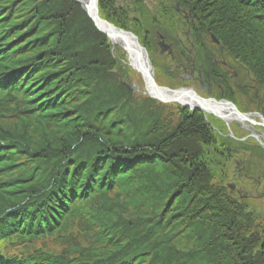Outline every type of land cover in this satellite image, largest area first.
<instances>
[{"label":"trees","instance_id":"1","mask_svg":"<svg viewBox=\"0 0 264 264\" xmlns=\"http://www.w3.org/2000/svg\"><path fill=\"white\" fill-rule=\"evenodd\" d=\"M98 15L145 49L163 34L187 70L221 52L264 83V0H99ZM109 42L71 0H0V264H264V213L225 185L244 143L200 113L159 124L121 104ZM52 238L60 251L29 246Z\"/></svg>","mask_w":264,"mask_h":264},{"label":"flooded vegetation","instance_id":"2","mask_svg":"<svg viewBox=\"0 0 264 264\" xmlns=\"http://www.w3.org/2000/svg\"><path fill=\"white\" fill-rule=\"evenodd\" d=\"M175 11L180 14L184 22L186 21L187 23L189 21L190 11L189 13L186 11ZM186 36V42H188L189 32H187ZM209 41L212 42L210 36ZM216 43H214V45H216ZM191 47L193 46L191 45ZM220 54L222 53L211 55L213 59L212 62L215 66L210 69H206L204 64L196 65L192 62L190 70L193 67V72L190 70L188 71L186 66L184 67L181 62H171L170 65H172V67L169 73L174 76V79L176 77L179 83H176L170 78L168 84L173 88L176 87L172 89V91L190 90L193 91L192 93L195 97L210 102L212 107L210 113L217 110L218 116L214 113L216 115L213 117L215 122H213L212 125L206 123V126L208 125V127L218 132L219 136L224 135V137L235 139L241 143L251 141L250 144L254 142L255 146L264 151V83L254 82L251 75L246 74L245 77H243L244 74H242L240 76L241 85L239 87L236 83L239 74L234 72L233 63H226L218 59ZM196 66L198 68L195 70ZM177 84L182 86L180 88L183 89L178 88L177 86L179 85ZM197 113L201 112L198 111ZM236 113L242 114L248 119L240 123ZM232 149L239 152L235 158L232 157L237 172V180L241 181V183L246 186H252L256 191L253 198H257L259 201L264 202V172L259 174L257 170H255L257 174L254 177L249 176L247 172H244L246 161L244 156L246 151L244 149ZM239 157H241V160ZM258 158V161L264 162V156L259 155ZM261 162L256 163L255 160L252 161L251 159L247 166L254 167V163L258 166H264ZM236 191H238L236 187L231 190V192ZM244 191H246V189Z\"/></svg>","mask_w":264,"mask_h":264},{"label":"rangeland","instance_id":"3","mask_svg":"<svg viewBox=\"0 0 264 264\" xmlns=\"http://www.w3.org/2000/svg\"><path fill=\"white\" fill-rule=\"evenodd\" d=\"M115 1H116L117 4H122V2L128 3V1H131V0H115ZM209 36L210 35L208 34V38H209ZM211 43L213 44V47H215L214 42H211ZM218 44L219 43H216V45H218ZM109 47H110V50H109L108 53L105 54V56L106 57L111 56V59L115 63L116 67H115V69L110 70V74H108V79H109V84L108 85H111L112 89H118V92L120 94H122V92L124 93V95L120 98V100H121L120 103L121 104L122 103H127L129 101L130 110H132V111L134 110V111H137V112H140V113H143L144 109L150 108L149 106H151L152 108H154V110L158 111V113H159V117H158L159 124H161L166 118H168L170 121H172L173 124L177 123V121L181 117V113H182V112H179V110H180L179 108H181L179 105L171 104L170 108H165L164 109V107L159 106V104L153 103L152 102L153 99H150L148 96H146L144 94L141 95V94H139L138 92H135V91L131 92V91H129V89H127V87L123 83H126V84L127 83H133L135 88H137L141 93L145 90L142 80L137 78L136 73L129 67V65H127V57H126L124 51L122 50V48L119 47V46L114 47V46H112L110 44V42H109ZM145 50H146L147 55L149 56V61H150V64L152 66V69H153V77L156 78V82L158 83V86L159 87H163V88L167 87V88H170V89H175L176 87L173 88V87H171L168 84V81H169L170 78L174 79V76H172L169 73L170 68L172 67V65H170L171 64V57H168V56H165V55L161 56L159 54V48H158L157 44H156L155 47L152 46V47H150L148 49H145ZM217 53H220V52H217ZM123 58H126V61L123 60ZM218 59L226 62L225 61L226 58H225V56L223 54H220ZM190 60L191 59H189V61ZM226 63H229V61L226 62ZM188 65H189V67H191L192 64H188ZM189 70H190V68H189ZM193 70H194V68L192 67L191 68V72H193ZM121 71L123 72V74H120ZM234 72L239 74V78L236 81V83L240 87V85H241L240 84V82H241L240 76L242 74H244L243 77H245V75L248 74V73L240 71V69L239 70L234 69ZM176 83H179V81L177 79H176ZM177 87L180 88L182 86L179 85ZM180 89H183V88H180ZM160 108H162V109H160ZM181 109H183V108H181ZM159 110H162V111L159 112ZM183 110L185 112H187V111L190 112L188 108L187 109H183ZM170 112H172V113H170ZM191 114H193V113H191ZM206 118H207V121L211 125L213 124V122H215V120L213 118H211V117L207 116ZM206 118H204V119L206 120ZM142 119L145 120L144 124L148 125V119H150V118H145L144 117ZM166 124H167V122H166ZM143 131H144V128H143ZM222 137H224V135H222ZM242 143H244V147L246 148L245 149L246 153H245V156H244V159L246 160L245 161L244 172L248 173V171H250V174H248V175L252 176V177H254L257 174V172L259 174L264 172V166L263 165L262 166L261 165L258 166L256 164V163L261 162V161L257 160V159H259L258 157H259L260 154L258 155L256 153V150H258V148H257V146H255V143L253 142L252 144H250L251 141L250 142L249 141H247V142L245 141V142H242ZM234 149H236V148H234ZM232 154H233V157L235 158V156L237 154H239V152L236 151V150H232ZM261 155L264 156L263 154H261ZM248 157H249V159H248ZM250 157L253 158L252 161L255 160V162H256V163H254L255 164L254 167H248L247 166L248 162L251 160ZM239 158L241 160V157H239ZM261 163L264 164V162H261ZM226 167H227V170H228V177H227V180L225 182V185L226 186L229 185V184L232 185V186L234 185L238 189V191H236L237 193H240V194H244L245 193L249 197L247 199V201L249 202V204L251 205V207L255 211L260 212V213H264V202L259 201L257 198H253V195L256 194L255 189L252 186H246L245 184H242L241 181L237 180V176H236L237 172H236L235 167H234L233 159L229 163H227ZM255 170H257V172ZM11 179H14L13 175H11ZM245 189H246L247 192L244 191ZM54 239L57 242H59L58 238L44 239V240L43 239H37V240H31L30 243H34V244H31L29 246L36 247V248H38L40 250L43 248V249H51V250L60 251V248H61V244L60 243L61 242H59V246L57 248V246L55 245V240Z\"/></svg>","mask_w":264,"mask_h":264},{"label":"water","instance_id":"4","mask_svg":"<svg viewBox=\"0 0 264 264\" xmlns=\"http://www.w3.org/2000/svg\"><path fill=\"white\" fill-rule=\"evenodd\" d=\"M75 1L81 6L85 14L89 16L90 20L92 21L96 29H98L102 34L107 36V38H109L110 41H112V39H115L119 42L118 46H120L128 56L129 67H132V69L138 75H140L145 90L141 93L137 88H135L133 83H128L126 84V87L127 89H129V91L131 92L135 91L141 95L144 94L149 98L156 99L157 101L164 104L177 103L183 108L186 109L190 108V110L192 111H196L198 109L199 110L212 109L209 101L207 102L203 99L195 97L191 91L190 94H187L186 92L188 90L186 91L179 90L173 92L165 87L164 88L158 87L153 77V69L152 66L150 65L149 58L143 46L139 45L138 38L135 35H133L131 32L129 33L120 28L118 29L111 23L103 20L100 17V15H98L99 0H88V3L85 5L77 0H74V2ZM211 38L213 42L215 43L217 42L213 36H211ZM159 39H160L158 43L160 48L159 54L163 55V53L165 52L171 54V46L164 42L163 36H159ZM181 97L184 98L183 102L181 101ZM236 115L238 116V120H240V122H244L246 121V119H248L246 116L242 114L240 115L236 113Z\"/></svg>","mask_w":264,"mask_h":264},{"label":"bare ground","instance_id":"5","mask_svg":"<svg viewBox=\"0 0 264 264\" xmlns=\"http://www.w3.org/2000/svg\"><path fill=\"white\" fill-rule=\"evenodd\" d=\"M77 1H79L80 3H82V4H84V5L88 3V0H77ZM110 44H111L112 46H114V47H117V45L119 44V42H118L117 40H115V39H112V41L110 42ZM137 78H141L140 75H137ZM191 92H193V91H191ZM191 92H190V90H188L186 93H187V94H190ZM183 99H184V98L181 97V101H182V102H183ZM186 100H187V99H186ZM185 102H186V101H185ZM212 105H213V104H212ZM204 111H205V113H207L206 110H204ZM211 112H212V111H211ZM213 113H215V114L218 116V111H217V110H214ZM238 114H239V113H238Z\"/></svg>","mask_w":264,"mask_h":264}]
</instances>
